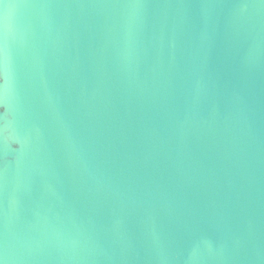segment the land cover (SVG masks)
<instances>
[{
    "label": "water",
    "instance_id": "obj_1",
    "mask_svg": "<svg viewBox=\"0 0 264 264\" xmlns=\"http://www.w3.org/2000/svg\"><path fill=\"white\" fill-rule=\"evenodd\" d=\"M0 264H264V0H0Z\"/></svg>",
    "mask_w": 264,
    "mask_h": 264
}]
</instances>
